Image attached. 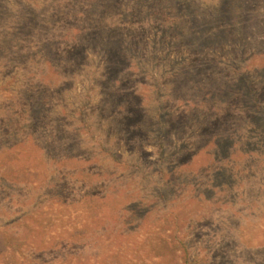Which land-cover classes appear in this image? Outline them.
<instances>
[{
    "label": "rangeland",
    "instance_id": "rangeland-1",
    "mask_svg": "<svg viewBox=\"0 0 264 264\" xmlns=\"http://www.w3.org/2000/svg\"><path fill=\"white\" fill-rule=\"evenodd\" d=\"M0 264H264V0H0Z\"/></svg>",
    "mask_w": 264,
    "mask_h": 264
},
{
    "label": "trees",
    "instance_id": "trees-1",
    "mask_svg": "<svg viewBox=\"0 0 264 264\" xmlns=\"http://www.w3.org/2000/svg\"><path fill=\"white\" fill-rule=\"evenodd\" d=\"M216 125H212V129L210 128L212 134H213V137L210 139L209 141V144H212L213 146H216V142L217 140H220L221 138H223L224 136L219 132V129H217V127H215ZM214 128V129H213ZM216 130V132H215ZM215 133V134H214ZM225 140L229 139V138H223ZM211 146V145H209Z\"/></svg>",
    "mask_w": 264,
    "mask_h": 264
}]
</instances>
